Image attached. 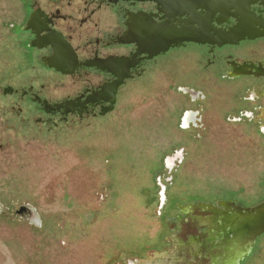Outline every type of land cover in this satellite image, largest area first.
<instances>
[{"label": "rangeland", "instance_id": "1", "mask_svg": "<svg viewBox=\"0 0 264 264\" xmlns=\"http://www.w3.org/2000/svg\"><path fill=\"white\" fill-rule=\"evenodd\" d=\"M127 6L0 0V264H225L230 218L264 202V131L249 118L233 121L248 108L235 106L253 82L215 70L227 56L264 60L262 6L242 13L254 34L217 44L214 56L176 48L108 100L81 112L48 110L104 79L49 67V49L30 42L32 14L48 18L74 56L88 57L96 37L102 54L123 55L116 39L104 44L122 30ZM205 60L212 64L201 71ZM178 87L202 96L190 101ZM187 109H200L201 120L181 129ZM22 206L36 221L17 213ZM238 264H264V232Z\"/></svg>", "mask_w": 264, "mask_h": 264}, {"label": "flooded vegetation", "instance_id": "2", "mask_svg": "<svg viewBox=\"0 0 264 264\" xmlns=\"http://www.w3.org/2000/svg\"><path fill=\"white\" fill-rule=\"evenodd\" d=\"M111 4L115 3H128L127 8L122 9L123 20L120 21L121 29H118L117 34L112 36H107V41H105L104 46L112 42V39H116V43L121 45L126 53L123 55L118 54H102L99 49V38H95L91 44H93L92 49L88 51L90 54L88 57L82 58L80 56H74L71 49L68 48V45L63 41L60 35L51 28V24H47L49 21L48 18H45L42 22L36 21V14H32L30 22V42L36 44L37 47L43 48L47 47L49 49V55H45V61L48 66L54 68L55 70L72 71L77 69V76L81 80H85V76L88 75L84 69H91L97 75L101 74L104 80L101 84L93 85L85 95L77 97V99L68 100L62 105H67L68 102H86L82 106L77 107H48L50 111H60L61 109H77L78 111H83L85 107L91 105L93 102H100L101 100H108L113 95H115L118 90L123 86L127 79L134 77H140L144 71L147 64L154 62L157 57L160 55L174 50V49H185L187 47H194L201 49V51L206 53H213L215 55V50L220 44H231L232 40L229 41H220L218 36L211 30L205 29L203 40L201 41H182L180 43L171 44L168 46H162V38H159L160 33H162L163 28L166 26H175L180 27L181 25H191L198 26L195 21L201 20V17L208 18L209 22L207 27H214L217 29L228 30L233 26H237L240 15L237 14L236 10L229 9L227 12L221 13L219 10L215 11L220 12L214 22L215 26L210 23L211 16L209 15L206 9L196 8L195 13H176L175 10L178 6L164 4L163 0H109ZM165 1V0H164ZM149 2L152 3L153 7L150 10L138 9L136 11H131L137 3ZM262 6L260 3H253L249 6ZM264 8V6H262ZM133 9V8H132ZM179 10V8H178ZM199 13L201 16H198ZM210 17V18H209ZM225 17H231V22L223 24ZM191 20V21H190ZM247 20V19H246ZM262 20H252L251 22L259 25V22ZM222 22V23H221ZM249 23V21L247 20ZM247 34H242L248 37L249 34H254L252 30H245ZM107 34V33H106ZM255 36V35H254ZM218 44V45H217ZM32 48H36L31 46ZM38 49V48H36ZM83 50V49H82ZM200 51V50H199ZM52 53V54H51ZM207 59V58H206ZM206 65L200 67L201 71L207 70L211 63L210 60H205ZM44 62V61H43ZM214 64V63H213ZM220 64V63H219ZM226 66V69L222 66ZM137 69H139L138 74ZM218 74L222 78L238 80L240 78H248L253 82V86L250 87L246 97H241L237 103V108H241L246 102L248 108L243 110H237V113L240 115L238 118H234L233 121H241V117L249 118L250 120L256 121V126L264 131V60L259 59H242L238 60L227 56L223 58L222 63L217 66ZM80 72V73H79ZM138 75V76H137ZM190 78L194 79L195 74L191 72ZM100 81V80H99ZM187 84H190L187 82ZM190 87H178V90L190 97V101H195L192 97L198 96V99L201 98L202 94L193 92ZM205 98V97H204ZM244 101V102H243ZM243 103V104H242ZM197 113V114H196ZM196 117L201 120L200 109H187L183 111L181 117L182 123L186 125L178 124L181 129L196 127L193 124V120ZM197 118V119H198ZM193 125V126H192ZM137 263H141L140 260Z\"/></svg>", "mask_w": 264, "mask_h": 264}, {"label": "water", "instance_id": "3", "mask_svg": "<svg viewBox=\"0 0 264 264\" xmlns=\"http://www.w3.org/2000/svg\"><path fill=\"white\" fill-rule=\"evenodd\" d=\"M164 4L174 5V7L178 6L175 10L176 13H195L196 8L206 9L209 15H212V12L215 9L219 10L221 13L227 12L229 9L236 10L237 14L240 15L239 22L237 26H233L228 30L217 29L214 27H207V23L209 22L208 18L201 17V20H195L191 22H195L198 26H191L185 23V25H181L180 27L175 26H166L163 28L162 33L159 34L158 39L162 38V46L166 47L171 44L180 43L182 41H202L204 37L205 29L211 30L214 32L220 41H229L230 39H234L237 36H242V34H247L245 30L246 28V17H244V11L249 8V6L253 3H260L264 6V0H163ZM223 13V14H224ZM198 16H201L197 13ZM210 18V17H209ZM86 102L78 103L76 101L68 102L67 105H57L56 108L60 107H77L82 106ZM20 216L29 219L30 221H36L37 216L34 211L28 206H22L18 212ZM230 223H234V225L230 228V230L234 233L232 235V242L229 243V247H232V250H228L226 254L228 257H233L236 253H241V256L237 259L235 264H238L244 256H246L250 249L252 248L253 241L256 236L264 232V202L253 206L251 208H244L238 210L237 215L230 218ZM228 226V224H226ZM227 228V227H226ZM225 226L222 230L226 229ZM228 245V244H227ZM239 250L241 252H239Z\"/></svg>", "mask_w": 264, "mask_h": 264}, {"label": "bare ground", "instance_id": "4", "mask_svg": "<svg viewBox=\"0 0 264 264\" xmlns=\"http://www.w3.org/2000/svg\"><path fill=\"white\" fill-rule=\"evenodd\" d=\"M178 155H179V153H177ZM167 163L169 164V166L171 165V163H172V159H168L167 160ZM239 252H241L240 250H239ZM241 256V253H236L233 257H228L229 258V260L228 261H226L225 262V264H235V262L237 261V259L239 258ZM222 264H224V263H222Z\"/></svg>", "mask_w": 264, "mask_h": 264}]
</instances>
